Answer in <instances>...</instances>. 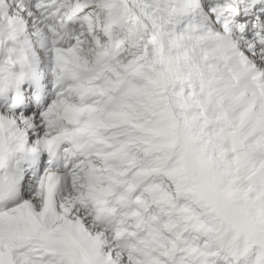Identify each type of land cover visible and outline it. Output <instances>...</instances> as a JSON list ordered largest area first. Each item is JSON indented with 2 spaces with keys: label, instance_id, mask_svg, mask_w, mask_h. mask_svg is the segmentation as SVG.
I'll list each match as a JSON object with an SVG mask.
<instances>
[{
  "label": "snow or ice",
  "instance_id": "1",
  "mask_svg": "<svg viewBox=\"0 0 264 264\" xmlns=\"http://www.w3.org/2000/svg\"><path fill=\"white\" fill-rule=\"evenodd\" d=\"M0 264H264V0H0Z\"/></svg>",
  "mask_w": 264,
  "mask_h": 264
}]
</instances>
